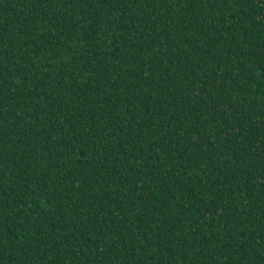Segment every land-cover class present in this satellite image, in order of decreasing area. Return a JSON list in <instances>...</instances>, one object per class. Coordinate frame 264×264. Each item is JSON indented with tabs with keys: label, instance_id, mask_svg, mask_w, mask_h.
Masks as SVG:
<instances>
[{
	"label": "trees",
	"instance_id": "obj_1",
	"mask_svg": "<svg viewBox=\"0 0 264 264\" xmlns=\"http://www.w3.org/2000/svg\"><path fill=\"white\" fill-rule=\"evenodd\" d=\"M0 264H264V0H0Z\"/></svg>",
	"mask_w": 264,
	"mask_h": 264
}]
</instances>
